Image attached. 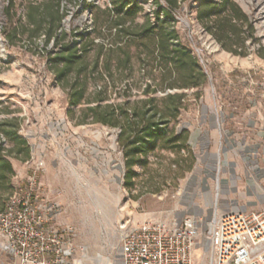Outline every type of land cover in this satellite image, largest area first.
<instances>
[{
	"label": "rangeland",
	"instance_id": "rangeland-1",
	"mask_svg": "<svg viewBox=\"0 0 264 264\" xmlns=\"http://www.w3.org/2000/svg\"><path fill=\"white\" fill-rule=\"evenodd\" d=\"M104 1L61 0L62 29L69 35L90 26L91 14L83 7ZM156 1L165 4L164 0H142L144 10H152ZM196 1L184 0L175 13L181 41L207 77L198 98L194 96L196 90L184 91L189 104L170 124L176 132L187 131L186 147L179 149L177 143H167V149L159 148L141 157L127 184L128 173L117 142L119 128L93 123L92 113L87 111L95 106L93 94L101 85L91 73L95 48H88L85 71L88 103L71 107L67 91L50 70L48 55L57 48L52 42L45 45L42 36L27 38L30 31L24 26L28 2L37 4L41 12L55 10V1L0 0V122L17 118L18 134L31 149L25 162L9 158L13 168L11 190L0 199V208L41 165L37 173L40 201L53 207L55 221L75 228V258L80 264H121L119 240L123 227L147 221H179L184 216L198 223L196 263L201 260L208 264V233L214 215L232 210L231 203L220 208L222 197L238 203L247 200L243 196L251 178L258 180V189L248 192V199L257 204L245 210L264 209V137L259 141L249 136L227 141L232 146L227 151L222 134L223 129L234 130L237 124L245 127L252 113L264 115V29L250 16L247 0H230L241 10L244 25L237 24L238 38H232L238 43L243 39L242 45L228 47V40H216L223 39L224 33L215 32L214 36L200 22ZM119 69L113 62L107 104H121L126 99L125 82L117 80ZM82 81L80 76L78 82ZM127 82L129 86L145 83L138 75ZM63 83L70 85L74 79L70 76ZM135 92L133 88V98L138 99ZM0 141L3 148H8L2 136ZM242 145L258 146L252 169L243 163L249 161L231 153L242 150Z\"/></svg>",
	"mask_w": 264,
	"mask_h": 264
},
{
	"label": "trees",
	"instance_id": "trees-1",
	"mask_svg": "<svg viewBox=\"0 0 264 264\" xmlns=\"http://www.w3.org/2000/svg\"><path fill=\"white\" fill-rule=\"evenodd\" d=\"M50 1H55L56 9L41 12L37 4L28 2L24 24L30 31L27 38L42 36L45 45L52 42L57 48L48 55L50 70L60 87L67 91L71 107L88 103L85 71L90 58L88 48H95L91 73L96 74L101 85L93 94L95 106L87 111L92 113L93 123L119 128L117 142L128 173L127 184H130L131 170L141 157L159 148L167 149V143H177L179 149H185L187 131L176 132L170 124L189 104L184 91L196 90L194 96L198 98V90L206 85L207 77L179 35L175 13L180 11L184 0H164V5L156 1L150 11L144 10L142 0H105L101 5L89 4L83 9L87 8L91 14L90 26L69 35L61 27L64 18L59 6L61 0ZM196 10L210 34H225L223 39L216 37V40L221 43L228 40V47L242 45L243 39L239 43L232 39L238 38L237 24L244 25L242 12L234 3L197 0ZM113 62L121 68L117 80L125 82L126 99L117 105L107 104L113 84ZM135 75L145 83L129 86L127 81ZM70 76L74 83H63ZM80 76H83L81 83L78 82ZM133 88L138 99L133 98ZM19 128L17 118L0 122V136L8 145L3 148L0 141V199L11 190L13 168L9 158L20 162L30 159V146L18 134Z\"/></svg>",
	"mask_w": 264,
	"mask_h": 264
},
{
	"label": "built area",
	"instance_id": "built-area-1",
	"mask_svg": "<svg viewBox=\"0 0 264 264\" xmlns=\"http://www.w3.org/2000/svg\"><path fill=\"white\" fill-rule=\"evenodd\" d=\"M40 167L3 203L0 236L5 240L4 251L13 264H80L75 258V228L69 223H55L53 207L42 210L38 204ZM123 228L121 264H198L195 251L200 232L193 217ZM208 235V264H264V209L217 213Z\"/></svg>",
	"mask_w": 264,
	"mask_h": 264
},
{
	"label": "crops",
	"instance_id": "crops-1",
	"mask_svg": "<svg viewBox=\"0 0 264 264\" xmlns=\"http://www.w3.org/2000/svg\"><path fill=\"white\" fill-rule=\"evenodd\" d=\"M250 116H251V120L248 121L247 124H245V127H239V125L237 124L234 130H230L227 128L222 130L223 137L226 140L227 151H230L232 149V146L229 145L227 141H231L233 139H241V138L244 139L245 137H248V136L251 139L254 138L257 141H259L260 138L264 137V115L260 114L259 111H257L256 115L252 113L250 114ZM257 147H258L257 145H254V146L242 145V147L239 148L242 150L238 152L231 151V153H233L234 155H240L244 160L249 161V162H243V163L245 164V166H247V168L252 169L253 168L252 166L254 163L253 160L258 155ZM262 156L264 160V148H263ZM229 165L231 167L236 166V165L234 166L232 163H230ZM250 180H251L250 184H248L249 187H247L248 189L246 188L245 190L247 193H245V196H243V197H246L245 199L247 200H244L242 203H238L226 197H222L220 199V204H219L220 208H225L227 203H231L230 208L232 210L246 211L245 208L255 206L257 203L256 201H253L252 199H248V197H250L248 192L258 189L257 187L258 184L256 182L258 180L254 181L251 178ZM40 200L41 199L39 197L38 204L42 210L47 207H50V206L42 205ZM223 212H228V210H222L221 213ZM54 217H55V214H54ZM54 222L58 223L57 221H55V218H54ZM4 247H5V240L3 237L0 236V264H13L12 258L4 251Z\"/></svg>",
	"mask_w": 264,
	"mask_h": 264
},
{
	"label": "bare ground",
	"instance_id": "bare-ground-1",
	"mask_svg": "<svg viewBox=\"0 0 264 264\" xmlns=\"http://www.w3.org/2000/svg\"><path fill=\"white\" fill-rule=\"evenodd\" d=\"M250 5L251 15L253 20H258L264 29V0H247ZM264 36V30L263 35Z\"/></svg>",
	"mask_w": 264,
	"mask_h": 264
}]
</instances>
